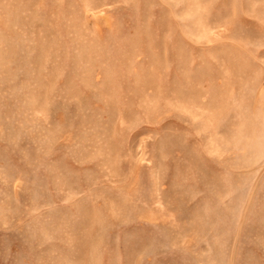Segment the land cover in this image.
Here are the masks:
<instances>
[{
  "label": "rangeland",
  "instance_id": "1",
  "mask_svg": "<svg viewBox=\"0 0 264 264\" xmlns=\"http://www.w3.org/2000/svg\"><path fill=\"white\" fill-rule=\"evenodd\" d=\"M0 264H264V0H0Z\"/></svg>",
  "mask_w": 264,
  "mask_h": 264
}]
</instances>
